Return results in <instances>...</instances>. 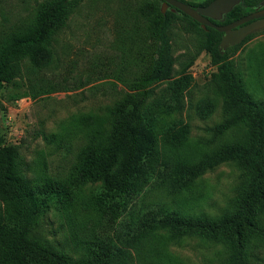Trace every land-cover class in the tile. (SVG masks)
<instances>
[{
  "label": "trees",
  "instance_id": "obj_1",
  "mask_svg": "<svg viewBox=\"0 0 264 264\" xmlns=\"http://www.w3.org/2000/svg\"><path fill=\"white\" fill-rule=\"evenodd\" d=\"M79 0H41L30 24L11 32L0 44V88L18 76L20 62L29 58L44 65L50 57L53 33L65 24L67 14ZM205 5L211 0L192 3ZM263 3L241 0L220 20L232 22ZM181 14L204 35L203 47L217 69L222 95L230 114L211 130L221 135L242 127L240 137L224 139L213 147L201 149L186 139V131L169 128L162 131L167 149L158 151L157 116L145 105L147 87L170 77L173 59L166 33L167 17ZM153 42V58L130 85L131 92L118 98L105 117L91 115L76 118L72 125L87 128V139L74 166L72 179L65 185L45 180L34 188L24 174L25 161L18 146L0 145V264H131L132 256L146 251L150 260L161 264H182L165 250L186 237L196 236L224 246L219 264H255L261 260L253 250L264 247V102L252 97L243 87L227 50H221L222 32L199 23L188 15L169 8L160 11V0L142 10ZM264 30V28L262 29ZM183 74L168 82L172 98H177L190 81ZM46 139V134L40 131ZM240 167L241 186L232 207L217 216L205 212L174 210L161 201H146L149 188H161L169 194L188 192L205 172L225 162ZM95 185L96 193L88 202L79 194V186ZM62 198L65 209L73 198L83 209L96 207L111 225L99 240L70 234L72 245L82 250L78 257L60 248L56 239H47L34 229L38 221ZM66 218V217H65Z\"/></svg>",
  "mask_w": 264,
  "mask_h": 264
},
{
  "label": "rangeland",
  "instance_id": "obj_2",
  "mask_svg": "<svg viewBox=\"0 0 264 264\" xmlns=\"http://www.w3.org/2000/svg\"><path fill=\"white\" fill-rule=\"evenodd\" d=\"M40 1L0 0V44L11 32L30 24ZM152 2L79 0L70 8L65 24L53 33L49 60L35 65L29 58L22 59L18 76L2 84L0 145L18 146L25 161L24 174L34 188L45 180L70 183L87 139V128L72 122L86 115L106 118L109 107L131 92V83L150 63L154 45L142 10H148ZM166 17L173 59L170 77L151 83L144 100L157 116L158 151L167 149L162 140V131L167 128H184L193 150L194 146L206 149L224 139L240 137L242 127L221 135L211 130L230 112L216 66L203 47L204 35L179 13L167 12ZM227 55L244 89L264 102V30L253 32L235 49H228ZM183 74L191 77L189 85L172 98L167 84ZM240 173L236 162L221 163L199 177L188 192L169 194L152 187L144 198L161 201L174 210L217 216L234 204L241 186ZM78 192L90 202L96 186L82 185ZM76 201L73 198L75 204L65 209L62 198H58L34 230L47 239H56L61 249L78 257L82 250L72 245L70 234L82 240H99L103 230L112 234L111 225L115 224L103 217L101 209H83ZM261 218L264 224V214ZM164 251L182 264H219L224 246L191 236L178 244H168ZM252 253L261 258L255 264H264V247ZM131 264L161 263L151 261L142 250L132 256Z\"/></svg>",
  "mask_w": 264,
  "mask_h": 264
},
{
  "label": "water",
  "instance_id": "obj_3",
  "mask_svg": "<svg viewBox=\"0 0 264 264\" xmlns=\"http://www.w3.org/2000/svg\"><path fill=\"white\" fill-rule=\"evenodd\" d=\"M241 0H211L205 5L192 6L181 0H160V11L165 13L180 11L197 21L201 28L212 27L222 32L218 47H227L240 43L247 35L264 28V4H259L255 10L227 24L218 25L211 20H220L233 6Z\"/></svg>",
  "mask_w": 264,
  "mask_h": 264
}]
</instances>
